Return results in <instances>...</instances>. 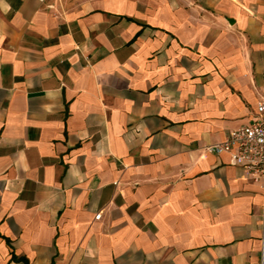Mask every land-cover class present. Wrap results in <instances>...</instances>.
<instances>
[{"label":"crops","instance_id":"1","mask_svg":"<svg viewBox=\"0 0 264 264\" xmlns=\"http://www.w3.org/2000/svg\"><path fill=\"white\" fill-rule=\"evenodd\" d=\"M263 97L264 0H0V264H264Z\"/></svg>","mask_w":264,"mask_h":264},{"label":"built area","instance_id":"2","mask_svg":"<svg viewBox=\"0 0 264 264\" xmlns=\"http://www.w3.org/2000/svg\"><path fill=\"white\" fill-rule=\"evenodd\" d=\"M215 155L227 153L232 165H239L258 181L264 179V97L257 102L255 118L230 129L222 141L207 145Z\"/></svg>","mask_w":264,"mask_h":264}]
</instances>
